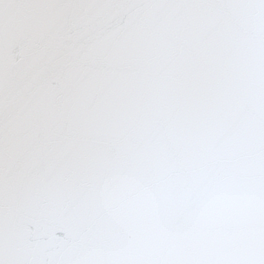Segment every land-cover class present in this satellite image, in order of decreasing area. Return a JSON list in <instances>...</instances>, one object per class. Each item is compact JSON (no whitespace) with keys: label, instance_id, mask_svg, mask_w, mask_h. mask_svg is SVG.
Segmentation results:
<instances>
[{"label":"snow or ice","instance_id":"snow-or-ice-1","mask_svg":"<svg viewBox=\"0 0 264 264\" xmlns=\"http://www.w3.org/2000/svg\"><path fill=\"white\" fill-rule=\"evenodd\" d=\"M0 264H264V0H0Z\"/></svg>","mask_w":264,"mask_h":264}]
</instances>
